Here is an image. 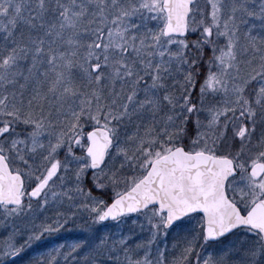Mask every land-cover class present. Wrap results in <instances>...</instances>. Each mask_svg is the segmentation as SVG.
I'll return each instance as SVG.
<instances>
[{"label":"snow or ice","instance_id":"6c2138e0","mask_svg":"<svg viewBox=\"0 0 264 264\" xmlns=\"http://www.w3.org/2000/svg\"><path fill=\"white\" fill-rule=\"evenodd\" d=\"M0 264H264V0H0Z\"/></svg>","mask_w":264,"mask_h":264}]
</instances>
